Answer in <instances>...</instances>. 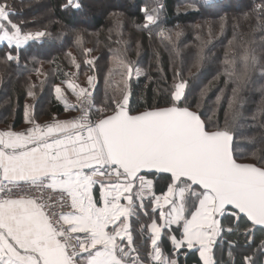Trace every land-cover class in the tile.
Here are the masks:
<instances>
[{"label":"snow or ice","instance_id":"1","mask_svg":"<svg viewBox=\"0 0 264 264\" xmlns=\"http://www.w3.org/2000/svg\"><path fill=\"white\" fill-rule=\"evenodd\" d=\"M80 7L78 0L61 5L62 10ZM141 11L145 29L157 23V16ZM13 15L10 0H0V41L9 49L14 45L17 53L7 52V61H19V50L30 41L53 38L46 30L23 31ZM203 58L201 53L198 65ZM118 63L132 74L130 63ZM224 63L225 73L241 83H248L256 70L264 78V63L253 48L238 57L226 52ZM93 79L88 78L89 88ZM186 85L180 78L165 106L131 114L126 92L112 101L114 108H95L92 92L81 88L76 93L77 86L69 83L79 102L72 109L81 115L53 118L43 126L25 105V123L31 126L0 131V264H180L182 249L197 246L203 264H215L218 237L226 240L230 257L241 238L242 246L250 247L254 232H264V148L250 153L251 162H241L244 143L237 141L229 121L211 125L191 110L184 103ZM55 92L67 111L61 87ZM236 102L233 89L229 109ZM161 173L168 174L166 190L154 195V179L146 177ZM113 175L115 181L96 179ZM97 183L99 198L93 188ZM14 189L21 193L15 198ZM49 190L56 193L54 200ZM150 197L151 223L140 225L142 242L150 245L145 258L129 219L148 215L144 201ZM165 238L171 245L168 255ZM259 253L264 255V240ZM243 264H257L255 253L244 255Z\"/></svg>","mask_w":264,"mask_h":264},{"label":"trees","instance_id":"2","mask_svg":"<svg viewBox=\"0 0 264 264\" xmlns=\"http://www.w3.org/2000/svg\"><path fill=\"white\" fill-rule=\"evenodd\" d=\"M95 1L96 4L78 0L81 7L73 11L61 9L66 0H10L14 12L11 19L23 31L46 30L53 38L28 42L19 50V61H7V52L17 55L15 46L9 49L7 44L0 43V129L14 131L28 126L25 105L31 98L33 107L29 112L36 123L65 118L66 113L73 111L71 98L75 96L69 83L78 86L83 72L97 78L93 93L96 108H114L112 101L121 99L128 90L131 114L165 106L174 84L182 78L187 81L184 103L201 113L202 119L211 125L219 122L223 127L227 119L237 141L244 143L246 155L241 162H251L250 153L264 148V78L256 70L248 83H241L225 73L224 60L226 52L230 58L238 57L250 47L264 63V0H130L119 9L115 0ZM148 2L153 5L148 11L158 21L145 29L141 9ZM45 3L46 11L42 10ZM179 7L190 8L178 11ZM82 16L90 17L89 29ZM47 21L52 22L50 28L41 27ZM77 34L81 37L79 43ZM201 53L204 58L198 65ZM118 59L132 65V78L127 81L126 77H119L106 84L105 74H119L115 68L121 67ZM73 60L82 71L73 72ZM87 61H92L94 67L100 65L101 70L91 71V63ZM66 83L67 111L65 103L57 100L54 93L56 86L63 87ZM233 89H237V102L229 109ZM29 91L34 96H29ZM217 97L221 98L219 102ZM166 177H146L154 179V195L166 190ZM150 200L151 197L144 201L148 215L141 212L129 219L136 244L145 258L150 246L142 242L140 225L151 223ZM149 234L145 228L143 241H147ZM254 237L248 248L242 246L241 238L240 244L231 249V257L226 240L221 242L218 237L212 253L215 264H243V256L253 253L257 264H264V255L259 253L264 232L255 231ZM170 250V242L165 238L164 254L168 255ZM197 252L198 249H182L180 264H202Z\"/></svg>","mask_w":264,"mask_h":264},{"label":"rangeland","instance_id":"3","mask_svg":"<svg viewBox=\"0 0 264 264\" xmlns=\"http://www.w3.org/2000/svg\"><path fill=\"white\" fill-rule=\"evenodd\" d=\"M143 1H146V0H143ZM96 1L95 0H91V3H93V4H96L95 3ZM115 2V5L117 6V8L119 9V8H122L123 6H124V4H125V2L126 3H130V0H115L114 1ZM44 6H45V8H43L42 10H44V11H46L47 10V4L45 3L44 4ZM190 7H179L178 8V11H180V10H186L187 11V9H189ZM144 9H147V10H152L153 9V5L150 3V2H148V3H146V5H145V8ZM43 13V12H42ZM39 18H42V17H39ZM81 20L83 21V22H85L84 24H86L85 26L89 29V27H91V22H90V17H84V16H82L81 17ZM13 22H15V21H13ZM51 24H52V22H48L47 21V23H43V25L41 26V27H43V28H47V29H49L50 28V26H51ZM76 65H79V63L77 64V63H75V65H74V67H73V72H75V71H77L78 70V72H80V71H82V70H79V69H81L80 68V65H79V68H77V66ZM115 68H117L118 70H119V74L118 75H115V74H113V75H111L110 73H107V74H105V83L107 84V83H110V84H112L113 83V81L115 80V79H119V77H122V79H123V77L125 78L126 77V80L127 81H129V79L130 78H132V74L134 73V72H132V74L129 76L128 75V73H127V70H126V68H124L122 65H121V67H118V65H117V67H115ZM90 69H91V71H93V72H99L100 70H101V66L100 65H98V66H96V67H94V65L92 64V61H91V66H90ZM112 71V70H111ZM133 71H134V69H133ZM81 74V77H80V80L77 82L79 85L76 87V89H77V91H76V93H78L79 91H80V89L81 88H83V89H87L88 91H90V92H92V93H94L95 92V90H96V86H97V78H96V76L93 74V76L92 77H94V79H93V85H94V87H92V88H89V84H88V72H83V73H80ZM106 77H107V79H106ZM126 80H125V84H126ZM71 82H73L72 80H71ZM105 85V84H104ZM61 87V89H62V94H63V96H67V95H69V90H68V88H67V83L65 84V85H63V87L62 86H60ZM127 94L129 93V91L127 90V91H125ZM54 93L56 94V92H55V88H54ZM57 95V94H56ZM129 95V94H128ZM75 97V98H74ZM123 97V96H122ZM72 100H71V103H73V105H78V100H77V96H76V94H75V96H72V98H71ZM122 99V98H121ZM95 100H94V97H93V102H94ZM33 99L31 98V99H28V101H27V103H26V105H29V106H31L30 107V109L32 110V107H33ZM94 106H95V108H96V104H95V102H94ZM29 109V110H30ZM76 111L77 110H73V111H71V112H68V113H66V115L64 116L65 118H55L56 120H63V119H69V120H72L74 117H76ZM30 115H31V113H30ZM53 122V118H49V119H42L41 121H40V123H37V124H40V125H45V124H48V123H52ZM0 130H2L3 131V129H0ZM138 184V183H137ZM137 203L139 204V201H137ZM172 226H174V227H177L176 225H172ZM163 231V230H162ZM149 233V232H148ZM150 235V234H149ZM218 239V238H217ZM215 245V244H214ZM214 245H213V247H214ZM150 246V245H149Z\"/></svg>","mask_w":264,"mask_h":264},{"label":"crops","instance_id":"4","mask_svg":"<svg viewBox=\"0 0 264 264\" xmlns=\"http://www.w3.org/2000/svg\"><path fill=\"white\" fill-rule=\"evenodd\" d=\"M0 43H4V44H7V42L6 41H0ZM14 46V45H13ZM63 120H69V119H63ZM62 119H61V121H63ZM29 126H31V125H28V126H26V127H23V128H20V129H17V130H14V131H21V130H23V129H26L27 127H29ZM0 131H2V130H0ZM98 181L99 180H104L105 182H107L108 180H112V181H115V176L113 175V176H111V177H97L96 178ZM93 188H94V195H95V197L96 198H99V190H100V184L99 183H97L96 185H94L93 186ZM122 203H124L123 201H122ZM192 249H198V246L196 247V248H192ZM198 254H199V252H197ZM199 257H200V255H199ZM201 259V258H200ZM201 262H202V264H203V261L201 260Z\"/></svg>","mask_w":264,"mask_h":264},{"label":"built area","instance_id":"5","mask_svg":"<svg viewBox=\"0 0 264 264\" xmlns=\"http://www.w3.org/2000/svg\"><path fill=\"white\" fill-rule=\"evenodd\" d=\"M81 115V113H80V111L77 109V111H76V117L77 116H80ZM137 183H138V181H137ZM33 192H34V194H36V195H39V193H35V190H33ZM49 193L53 196V200L55 199V196H56V193H53V192H51V190H49ZM19 194H21V193H19L17 190H13V197L15 198V196L16 195H19ZM49 203L51 204L52 203V201H49ZM56 212H60L61 211V209L60 208H55L54 209ZM63 211H68V209L67 208H65V209H63ZM74 242V241H73Z\"/></svg>","mask_w":264,"mask_h":264},{"label":"water","instance_id":"6","mask_svg":"<svg viewBox=\"0 0 264 264\" xmlns=\"http://www.w3.org/2000/svg\"><path fill=\"white\" fill-rule=\"evenodd\" d=\"M159 176L160 175H163V176H167L168 174H163V173H161V174H158ZM124 203H126V201H123Z\"/></svg>","mask_w":264,"mask_h":264}]
</instances>
